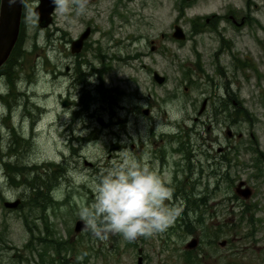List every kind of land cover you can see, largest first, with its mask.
Returning <instances> with one entry per match:
<instances>
[{
  "label": "rangeland",
  "instance_id": "obj_1",
  "mask_svg": "<svg viewBox=\"0 0 264 264\" xmlns=\"http://www.w3.org/2000/svg\"><path fill=\"white\" fill-rule=\"evenodd\" d=\"M38 4L23 0L20 56L14 71L15 63L0 70L7 85L0 94L6 108L0 115V264H41L40 253L44 264H62L38 237L66 241L65 264H136L139 256L143 264H264V178H251L254 157L246 150L257 147L264 155V0H88L82 15L74 5L62 14L56 4L46 29L37 25ZM217 16L223 20L213 24ZM228 17L254 22L235 28ZM175 24L184 41L171 37ZM86 28L84 48L71 54L70 42ZM154 71L165 77L162 85L153 81ZM80 96L87 99L84 107ZM65 101L70 105L63 107ZM176 102L184 112L180 120L170 115ZM239 105L246 119L235 115ZM172 137L188 138L193 168L185 169ZM116 142L121 149L110 151ZM230 147L237 152L233 188L245 180L253 191L248 200L234 198L224 162L213 166L212 156ZM124 155L147 165L173 191L180 188L185 201L180 195L168 203L181 214L164 233L132 241L114 234L101 242L85 227L75 233L79 210L94 202V184ZM4 163L40 167L27 169L28 182L39 176L45 184L38 192L53 204L39 206L42 198ZM70 170L87 180L73 183ZM16 200V209L3 206ZM191 239L198 245L189 251L184 247Z\"/></svg>",
  "mask_w": 264,
  "mask_h": 264
},
{
  "label": "clouds",
  "instance_id": "obj_2",
  "mask_svg": "<svg viewBox=\"0 0 264 264\" xmlns=\"http://www.w3.org/2000/svg\"><path fill=\"white\" fill-rule=\"evenodd\" d=\"M14 0H9V4ZM61 13L74 10L77 15L87 12L88 0H56ZM7 92L4 78L0 77V94ZM172 119L184 116L179 102L169 105ZM6 108L0 105V115ZM73 183L87 180L84 173L70 170ZM95 198L91 207L79 210L84 227L94 238L104 242L110 235L119 234L132 241L140 236L164 233L182 212L181 207L171 206L172 189L147 165L136 158L124 155L121 162L106 169L94 184Z\"/></svg>",
  "mask_w": 264,
  "mask_h": 264
},
{
  "label": "water",
  "instance_id": "obj_3",
  "mask_svg": "<svg viewBox=\"0 0 264 264\" xmlns=\"http://www.w3.org/2000/svg\"><path fill=\"white\" fill-rule=\"evenodd\" d=\"M55 7V0H39V5L34 9V13L38 17V24L40 27H47L51 22V14ZM22 12V0H14V3L9 4V0H0V67L7 61L17 39L19 36V27ZM89 30L80 36V38L72 43L71 51L77 53L80 51L82 42L88 36ZM173 37L179 40L184 39L181 30L176 27ZM154 80L161 84L163 78L154 73ZM62 106H67L64 102ZM245 192L244 195H246ZM18 202L5 203L7 208H14ZM81 223L76 224L75 230L79 231ZM195 242L188 244V247H194ZM137 264H141V258L138 259Z\"/></svg>",
  "mask_w": 264,
  "mask_h": 264
},
{
  "label": "trees",
  "instance_id": "obj_4",
  "mask_svg": "<svg viewBox=\"0 0 264 264\" xmlns=\"http://www.w3.org/2000/svg\"><path fill=\"white\" fill-rule=\"evenodd\" d=\"M15 58L19 59V53L17 54V47L14 49V51H13V53L11 55V58L8 60V62L6 63L4 68H6V66H9L8 68H11V66L15 63L14 62ZM14 65H16V63ZM14 65L12 67H14ZM86 101H87L86 99L84 100L82 98L80 100L81 106H85L86 105ZM49 165H50V163L47 164L46 166L48 167ZM3 166L8 171V174H12L11 170L14 171V169H15V172H17V174H16L17 176L15 177V179L18 178V176L22 177L20 182L23 183V185L28 186L32 191L34 190L35 193H37V195H36L37 197L42 198V199L39 200L40 201V205L39 206H41V205L43 206L44 204L47 203V201H49V198L46 195H42L41 193L38 192V186L42 185L44 187V184H45V182H43L39 178V176H35L31 181L28 182L29 172H37V170H39L40 167L34 166V168H27L28 170H30L29 172H27V169L25 168V166L20 165V164H17V167H15L13 165L4 163ZM20 171H22V172H20ZM8 176H10V175H8ZM15 181L18 182V180H15ZM15 181H14V179L12 177H9V182L11 184L17 185ZM37 182H39V184H37ZM20 185H22V184H20ZM35 205H37V203ZM45 229L47 230L46 225H45ZM38 238H39L38 241L40 243L43 242L44 244L45 243L50 244L52 246L56 256L58 258H60L61 251L65 250V247L63 246L62 243L57 242L55 239L48 240L47 239L48 237H38ZM30 242H31V239H30L29 243L27 244V246L30 244ZM42 256H43V253H40L39 257L41 258V262H42L41 264H44V260L42 259ZM49 262L51 263L52 261H49Z\"/></svg>",
  "mask_w": 264,
  "mask_h": 264
},
{
  "label": "flooded vegetation",
  "instance_id": "obj_5",
  "mask_svg": "<svg viewBox=\"0 0 264 264\" xmlns=\"http://www.w3.org/2000/svg\"><path fill=\"white\" fill-rule=\"evenodd\" d=\"M221 20H223V18H216L214 21H213V24L214 23H216L217 21H221ZM242 21H243V24L242 25H245V23H246V21H248V18H246V17H243L242 19H241ZM240 20V21H241ZM235 26H237V24H236V22H235V19L233 18V20L231 21ZM77 76V80L80 78V75L78 74V75H76ZM226 150H229L228 151V153L227 154H223L224 153V150H223V152H220V153H217L218 155H216V156H212L213 157V163H214V165L213 166H219L220 165V162L221 163H223L224 162V164H226V169H227V171H229V172H227V178H226V180H227V183L231 186L230 187V189H232L233 188V184H234V179H233V175L231 174V169L233 168V162H234V157H233V153H235V155L237 156V152H236V150L234 149V148H232V147H230V149L229 148H227ZM247 151H249V149H246ZM256 150H258V149H256ZM259 151V150H258ZM191 155L192 154H190V153H188V155H187V159H188V161H190L189 163H187L186 164V166H185V169H190V168H193V164L191 163ZM225 156V158L224 159H222V157H224ZM218 157H220V160H219V158ZM255 157L257 158V160L259 159V161H261L260 163H259V165H260V171L258 170V173H257V176L258 177H260L261 179H263L264 178V155L263 154H261V153H257L256 155H255ZM220 161V162H219ZM251 164H253V168H255V166H256V161L255 162H253V163H251ZM231 175V176H230ZM238 182H237V184L239 183V182H242L243 183V185L244 186H246L247 187V182L245 181V180H237ZM188 183H190L189 181L186 183V184H188Z\"/></svg>",
  "mask_w": 264,
  "mask_h": 264
}]
</instances>
